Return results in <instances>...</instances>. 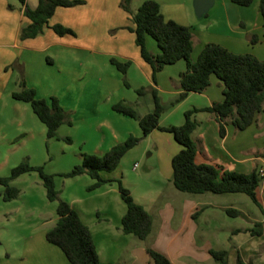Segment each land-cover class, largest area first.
<instances>
[{"label":"crops","instance_id":"obj_1","mask_svg":"<svg viewBox=\"0 0 264 264\" xmlns=\"http://www.w3.org/2000/svg\"><path fill=\"white\" fill-rule=\"evenodd\" d=\"M142 1L131 0L130 9L135 10ZM156 1L164 18L191 26L192 58H196L205 43L214 42L233 52H249L264 59V21L258 8L259 0H253L249 5H239L231 0H213L201 16L195 13L194 0ZM37 2L25 0L29 7H35ZM23 9L24 5L18 0H0V97L10 81L13 83L9 89L11 94L19 88V81L23 78L28 86L35 89L37 96H56L68 118L74 122L79 117H103L100 104L124 87L146 88L137 99L123 97L140 114L153 107L152 87L157 89L164 104H169L180 90L179 74L185 69L184 59L164 65L155 73L153 80L152 67L142 58L135 33L130 28L133 25L131 13L121 5V0H82L74 5L57 6L48 24L61 23L74 31L62 35L45 25L35 36L21 37V28L29 21ZM145 42L151 52L159 51L152 37L147 36ZM111 58L130 61L124 74ZM50 67L55 68L51 70ZM54 82L60 84L57 86ZM89 83L96 87L87 92ZM222 90V81L211 74L210 83L204 90L189 92L183 101L192 99V107L210 105L222 99ZM144 96L147 109L141 111L138 104ZM180 103L177 102L173 109H177ZM206 112L208 114H200L196 118L198 124L192 132L197 160L210 161L219 167L242 172L254 168L264 169V101L255 121L243 129L227 122L223 135L219 133L215 114ZM109 115L119 117L112 112ZM160 121L161 125H167ZM100 123L109 125L115 134V128L105 117ZM148 134L155 135L162 144L165 143L160 151L170 158L171 163V157L180 149V144L165 130L154 128ZM178 193L174 192L177 194L176 204L166 202L161 208L164 221L155 234L157 244L152 245L169 258L170 264H219L209 253L211 247L227 250V264H235L238 255L253 264H264V174L257 188L261 206L256 204L257 208H238L241 213L232 217L240 216L244 222L227 226V240L221 246L211 245V242H221L222 234L218 226L211 224L210 228L199 231L197 221L208 203L199 205L201 198L195 196L196 193ZM225 207L228 206L224 205V210ZM215 217V214H208L204 219L212 223ZM173 219L177 222L175 225H172ZM88 227L94 242L93 230ZM252 227L259 228L260 232L251 233ZM152 231L153 224L143 240L150 237ZM40 245L45 250H36V245L28 248L22 255V264H71L60 248L52 246L55 244L47 240L40 242ZM147 246L137 245L130 250L124 258V264H154L146 251ZM97 252L102 260L101 253Z\"/></svg>","mask_w":264,"mask_h":264},{"label":"trees","instance_id":"obj_2","mask_svg":"<svg viewBox=\"0 0 264 264\" xmlns=\"http://www.w3.org/2000/svg\"><path fill=\"white\" fill-rule=\"evenodd\" d=\"M24 5L23 13L29 20L20 31L21 37H32L42 30L43 26H50L57 34L74 33L73 29L61 23L48 24L49 18L57 6H68L82 2V0H38L35 7H29L25 0H18ZM131 0H121V5L130 11L133 25L130 27L135 33V41L140 48L142 58L152 67V78L164 65L174 63L179 59L185 60V69L179 74V87L176 97L170 101L175 104L183 100L191 91H202L210 83V75L215 74L223 83V97L210 105L190 107L183 111V122L180 124L161 125V113L167 104L162 103L156 88H151L153 107L150 111L140 114L130 104L117 101L112 108L120 113L138 120L143 135H147L154 128L169 131L180 144V149L171 157V180L173 185L181 190L193 193L211 191L214 193L244 192L252 201L261 206L257 196V188L263 175L257 168L249 172L219 167L210 161H200L196 158L197 147L192 132L198 124L196 112L210 111L215 114L219 124V133L225 132V123L230 122L236 128L243 129L256 119L262 110L264 101V59L252 53L233 52L226 47L207 42L192 58L193 49L192 28L171 18H164L160 5L156 0H143L135 9H130ZM239 5H249L253 0H231ZM259 12L264 21V0H259ZM152 37L159 51L151 52L146 46V37ZM111 61L124 74L130 64L129 60ZM126 83V82H125ZM137 93L145 91L143 86L136 88ZM13 98L30 103L37 117L45 124L48 137L57 136V128L64 122L71 123L65 109L54 95L48 98L39 97L33 87L28 86L24 79L19 81V88L11 92ZM69 140V137H66ZM138 141L133 134L110 146L104 153H82L79 164L74 165L64 175L73 176L87 173L95 179L90 185L94 188L113 178L104 177L102 171H111L117 167L123 154ZM38 171L46 196L49 200L57 197L53 174L43 169L42 165H31L23 159L14 165L9 174L0 176V183L4 186L2 197L5 200L16 197L19 189L10 181L23 172ZM118 180L120 196L125 202L126 210L121 215V229L124 233H132L144 239L151 230L152 216L147 209L137 202L130 190ZM198 211V210H197ZM194 212L193 215H195ZM57 219L52 227L45 232V238L57 245L71 264H114L101 260L95 248L91 231L84 223L78 212L66 200H59ZM225 212L231 216L241 213L238 208L228 206ZM260 223H257V225ZM251 233H259L260 229L250 228ZM147 253L154 264H170L169 258L153 247H146ZM209 253L219 264H227V250L225 248H209ZM235 264H253L245 261L240 255Z\"/></svg>","mask_w":264,"mask_h":264},{"label":"rangeland","instance_id":"obj_3","mask_svg":"<svg viewBox=\"0 0 264 264\" xmlns=\"http://www.w3.org/2000/svg\"><path fill=\"white\" fill-rule=\"evenodd\" d=\"M54 68L50 67L51 70ZM59 84L58 82L57 86ZM12 85L10 81L0 97V176L9 174L14 165L27 159L31 165H42L46 172L53 174L57 197L54 200L47 198L42 179L34 169L23 172L10 181L11 185L19 189L18 195L12 199H3L1 192L4 186L0 183V264H22L23 253L35 245L36 250H45L40 248V242L47 241L45 232L57 219L56 207L59 200L68 201L81 220L92 228L96 250L101 253L102 260L124 264L127 253L137 245H156L158 238L155 234L164 221L161 208L166 202L177 203V194L174 192L195 193L181 191L173 185L170 158L161 152L165 143L162 144L155 135H143L136 118L112 108L111 103L115 101L130 104L123 97H140L136 89L124 87L109 100H104L100 104L103 117H79L74 122H64L58 126L57 136L48 137L45 124L34 113L30 103L12 97L9 90ZM93 87L96 85L89 83L86 91ZM141 100L138 109L145 111V96ZM180 102L177 109H173L176 103L167 104L161 114L162 124L183 122V110L192 107V99ZM109 112L119 117L110 116ZM195 114L197 118L200 114L208 113L202 111ZM104 117L115 128V134L111 132L109 125L100 123ZM129 134L137 136L138 141L123 154L115 169L102 171L105 177L113 178L111 181L90 188L95 179L87 173L73 176L63 174L81 162L82 153L102 154ZM66 137L70 139L67 140ZM117 178L152 216L153 231L146 240L132 233H124L121 229L120 219L126 205L120 196ZM195 196L201 198L199 205L208 203L197 221L199 231L210 228L212 224L218 226L222 234L221 242H211L214 247L223 245L227 240V226L244 222L240 216H229L224 210V205L239 209L256 207L244 192L205 191L196 193ZM208 214H215V221H206L204 218H207ZM175 223L177 222L173 219L172 225ZM52 246L59 249L56 245Z\"/></svg>","mask_w":264,"mask_h":264},{"label":"water","instance_id":"obj_4","mask_svg":"<svg viewBox=\"0 0 264 264\" xmlns=\"http://www.w3.org/2000/svg\"><path fill=\"white\" fill-rule=\"evenodd\" d=\"M213 0H194L193 6L197 16L203 15L212 5Z\"/></svg>","mask_w":264,"mask_h":264},{"label":"built area","instance_id":"obj_5","mask_svg":"<svg viewBox=\"0 0 264 264\" xmlns=\"http://www.w3.org/2000/svg\"><path fill=\"white\" fill-rule=\"evenodd\" d=\"M136 166V163H134V167ZM260 174L263 175L264 174V169L263 168H260L259 170Z\"/></svg>","mask_w":264,"mask_h":264}]
</instances>
